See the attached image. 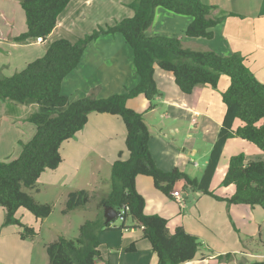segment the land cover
<instances>
[{
    "label": "trees",
    "instance_id": "trees-1",
    "mask_svg": "<svg viewBox=\"0 0 264 264\" xmlns=\"http://www.w3.org/2000/svg\"><path fill=\"white\" fill-rule=\"evenodd\" d=\"M71 0H21L26 30L14 37L15 42L28 39L44 41L54 30L58 16ZM132 18L123 19L112 26L98 27L91 34L71 43L56 40L45 54L27 64L10 77L0 76V100L25 104L32 100L47 104V108L31 114L27 121L34 125L32 139L22 145L19 157L11 162H0V206L4 209V225L23 228L20 239L34 238L37 232L24 226L17 219V212L24 209L36 220L50 216L52 206L39 204L25 192L33 190L40 176L54 171L61 164L60 149L80 132L92 113L117 116L126 130V160L118 159L111 166L109 193L101 199L100 218L84 222L76 238L58 236L45 245L48 264H95L100 256L99 234L103 231L125 230L127 220L141 229L159 264H185L198 254V238L177 227L168 232L167 220L158 215L144 213L145 201L136 191V178L152 179L154 188L166 197L176 183L184 181V189H190L228 205L258 206L264 210V161H246L243 154L229 159L221 185H233L235 192L228 198L215 196L209 185L216 171L222 149L229 139L246 141L264 153V84L258 82L234 54L222 57L215 52H198L184 49L181 38L165 36L148 37L146 31L152 25L155 10L161 8L179 16L191 18L184 36L190 39L211 40L212 29L222 24L227 15L212 17L215 7L203 5L199 0H134L128 5ZM119 34L132 50L133 65L139 82L124 94L106 99L87 95L69 102L62 94L64 79L80 63L88 44L104 35ZM155 68L170 73L179 91L190 95L196 87L216 89L221 76L229 79L228 88L221 94L225 115L217 140L210 152L207 165L200 179L191 178L173 168L169 172L157 168L149 151L150 134L143 115L128 108V100L142 95L148 101V110L155 107L159 92L154 80ZM235 121L240 125L233 129ZM263 121V123H262ZM90 202L85 191L68 195L63 214L85 208ZM112 207L119 213L121 227L105 223L103 208ZM264 247V242H263ZM135 250L134 244L127 252ZM229 261L230 255L218 257ZM249 264H264L255 261Z\"/></svg>",
    "mask_w": 264,
    "mask_h": 264
},
{
    "label": "crops",
    "instance_id": "crops-1",
    "mask_svg": "<svg viewBox=\"0 0 264 264\" xmlns=\"http://www.w3.org/2000/svg\"><path fill=\"white\" fill-rule=\"evenodd\" d=\"M133 1L71 0L58 16L56 27L44 41L28 39L15 42L14 37L26 30L24 13L20 6L21 0H0V76L10 77L22 71L27 64L41 58L51 43L56 40L66 39L75 43L78 39L85 37L84 35L91 34L98 27L112 26L123 19L132 18L134 12L128 5ZM199 1L203 5L215 7L212 17L218 18L221 15H227L222 24L212 29L211 40L186 38L184 32L191 23V18L175 15L161 8L155 10L154 20L146 31V35L148 37H179L182 47L193 51H212L222 57L236 54L243 58L244 65L255 79L264 84V0ZM132 60V50L121 35L101 36L88 44L77 68L64 79L62 94L69 102L86 96L90 87H99L97 97L100 99L115 93L124 94L126 90L136 86L139 82ZM154 80L159 92L155 101L158 100L160 104L168 105L169 113L177 123L169 130L173 134L179 133L181 122L187 121L190 124L187 133L189 138L202 137L203 140L206 139L204 142L209 151L207 160L202 162V171H204L208 155L217 140L225 115L221 94L229 86L228 77L221 76L216 89L199 86L190 95L182 94L175 85L172 75L158 68H155ZM79 86H85L86 90L81 91ZM126 105L143 115L144 123L150 134L149 151L154 158L151 150L154 136L145 118L148 116V112H153L156 109L157 105L149 111L148 101L142 95L128 100ZM41 108H47V104L41 105L35 102L17 104L8 100H0V162H11L19 157L21 144L29 142L35 134L34 125L27 119ZM161 125L164 127L163 123ZM239 125V121H235L233 129ZM159 133L160 135L163 133L166 138L163 129L160 128ZM160 135H155V137H158L157 140L163 143ZM125 138L126 130L117 116L106 114H90L88 116L86 126L70 141L64 143L60 149L61 152L62 148L67 146L65 150L69 154L80 153V158L75 159L69 156L67 162L75 169V177L80 178L77 181L80 185L84 184L88 190L74 188L77 190L68 192L65 201L70 193L82 190L87 192L90 201L94 198L93 193L96 194V191L93 189L99 188L102 168L111 171V166L116 160L128 158V153L124 150ZM194 145L184 153L196 156L197 149ZM164 153L169 154L168 162L173 163V168H178L193 178L192 170L196 164L191 158L182 157L173 149H166ZM239 154H243L246 161H264V153L252 144L239 139L227 140L209 185V190L215 196L228 198L234 194L235 187L233 185L224 187L221 182L227 170L228 158ZM90 156L92 160H90ZM179 161L182 165L180 168L177 166ZM85 165L86 168H82ZM59 168L44 172L38 182L43 181L51 187L67 182L61 177L63 173L54 177L59 172ZM80 172L83 178H81ZM216 174L223 175L218 183L214 182ZM109 176L106 171L105 188L101 189L102 192L100 190V195L98 194L97 207H99L101 199L109 193ZM201 176L196 179H200ZM139 177L144 176L136 178L135 186L136 191L145 201L144 213L158 215L166 219L170 234H173L177 227H182L186 233L198 238L200 242L198 254L193 261L185 264H249L255 261H264V210L260 207L228 205L210 196L184 189L182 180L178 181L174 187V190L180 191L182 196L183 203L179 204L171 196L168 198L158 192L153 183L141 179L139 181ZM69 179H71L70 182L74 181L72 177ZM189 192L194 200H190ZM173 203L178 204L179 210ZM85 209L87 207L77 210ZM20 210L17 215L25 217ZM2 213L4 215V210L0 207V223ZM95 214L94 219L100 218L97 216V212ZM125 228L122 231H103L120 234V242L119 246H115L113 251L108 252L106 260L100 252L95 264H126L125 260H127L128 254L133 255L132 264H159L149 243L142 238L141 229L136 228L129 220L126 221ZM1 233L0 230V263H7L9 258L7 260L2 258L6 253L2 247L17 246V241L14 237L11 240L9 234L2 237ZM30 244L33 245V242ZM131 244H134L135 250L127 252ZM30 253V255H34L32 252ZM226 254L231 256L229 261L218 258ZM39 256L44 264H48L44 251ZM121 258L124 260L121 261ZM31 263L30 260L26 262V264Z\"/></svg>",
    "mask_w": 264,
    "mask_h": 264
},
{
    "label": "rangeland",
    "instance_id": "rangeland-1",
    "mask_svg": "<svg viewBox=\"0 0 264 264\" xmlns=\"http://www.w3.org/2000/svg\"><path fill=\"white\" fill-rule=\"evenodd\" d=\"M84 36H86V35H84ZM79 88L81 91L86 90L85 86H79ZM131 89H129V90H131ZM98 91H99V87H90L87 95H93L94 98H98L97 97ZM127 91L128 90H126L125 92H127ZM79 93H81V92H79ZM113 95H118V94L115 93ZM113 95H110V96H113ZM98 99H100V98H98ZM104 99H106V98H104ZM28 103L32 104L33 101L28 100ZM154 104H155V106L157 105L156 109L153 112H148V116H146L145 120L149 124L150 129H152V134L154 136V139L151 143V150H152V152H153L152 154L154 156V158L153 157L152 158L155 161L156 166L161 171H164V172L171 171V169L173 168L172 167L173 163H170L171 161L168 162L169 154L164 153V150L173 149L174 151H177L179 155H182V157L189 158V159L191 158L193 160V163L196 164V167L192 170V175H193V178L194 177L199 178L201 176V174L203 173L202 162L204 160H207V154L209 151V148L206 146V143L204 142V141H206V139L203 140L202 137H200V138H198V137L189 138L187 133L190 129L189 128L190 124L187 121L181 122L182 123V125H180L181 131L179 133L173 134L169 130V128H171V127L173 128L175 125H177V123L173 120L171 113H169L170 112L169 106L166 104H160V102L158 100H156L154 102ZM92 114H95V113H92ZM118 119L122 123V120L120 118H118ZM161 123H163L164 127L161 125ZM122 126H123V123H122ZM160 128L163 129V132L165 133L166 138L164 137L163 133H162V135H160V133H159ZM155 135L156 136L160 135V137L163 139L164 142L163 141H162L163 143L159 142V140H157L158 137H155ZM22 145L23 144H21V150H22ZM192 145H194L195 148L197 149L196 156H190V155H187L184 153L185 151L188 152V148H190V146H192ZM66 147L67 146H64L60 152L61 159L64 161L61 162V164L58 166V168L60 167L59 172H57V174H55L54 177L63 173L61 175V177H63L67 182L59 183L58 186L55 185V186L51 187V186H48L47 184H45L43 181H41V182L36 183L35 189H33V190L25 189V192L28 193L31 197H33L35 202H37L39 204H49L52 206V213L50 214V216L44 220H41V221L36 220L33 216H31L24 209L20 210V211H21V213H24L25 217H21V215H17V219L20 220V222L24 226L34 229L37 232V235L32 239L31 238L20 239V235L24 234L23 228L18 227L16 225H4L5 213H4V215L2 213V218H1V223H0L1 224L0 230L2 232L1 236L4 237V236H6V234H9V236H11V240H13L12 238L14 237L15 240L17 241L16 242L17 246L11 245L9 247L5 246V248L2 247V249L6 251V253L3 252L4 257H2V258L6 259V260L8 258L9 259H8L7 263H0V264H24V263L26 264V262L29 260L32 261L31 264H44V262L42 260H40L39 255L42 254L43 251L45 252V244L53 242L58 236H64L68 239L76 238L78 235V229L84 222L94 220L96 212H97V216H101V209H99V207H97V203L99 201L98 200L99 195L102 192L101 189L104 190V188H105L104 181H105L106 171L108 172V176L111 173L110 169L106 170L104 167L102 168V171H101V182H99V184H98L99 188L93 189V191H96V194L93 193L94 198L86 206L87 209L76 210V211H73V212H71L69 214H65V215L63 214V210L65 209L64 201H65V198H66L68 192L77 190L74 188H78V189L79 188H85L86 189V187H84V184L80 185L79 181H77L80 178L77 179L75 177L76 176L75 175V169L73 168L72 165H70V163L67 162V158L69 156L72 158H75V159L80 158V153L69 154L68 151L65 150ZM206 147H207V149H206ZM124 150H125V152H127L126 148ZM91 156L93 157V155H91ZM91 156H90V160H92ZM231 157H233V156H231ZM231 157H229L228 159H230ZM163 158H165V159H163ZM180 162L181 161H179V163L177 165L179 168H180V166H182ZM169 164H171V165H169ZM82 168H86V165L82 166ZM79 174H80L81 178H83L82 173L80 172ZM222 176H221V174H219V175L216 174L214 177V182L218 183L219 179ZM67 177H68V179H66ZM71 177L74 179V181H72V182H70L71 179H69ZM138 179H139V181L141 179V180H145L147 182L149 181V182L153 183L152 179H150V178H144V177L140 178L139 177ZM109 181H110V176L108 179V188L110 186ZM86 190H88V189H86ZM100 190H101V192H100ZM189 194H190V200H194V198L192 197L190 192H189ZM175 204H176L177 210H179L178 204L177 203H175ZM111 225L113 227L120 228L121 227V220L116 219L113 223H111ZM99 240L102 243V245L100 246V252H101V254L104 255L103 258L106 260L107 255L109 254L108 252L113 251L115 246H119L120 234H118L116 232H111V233L102 232L99 234ZM32 242H33V245L30 244ZM21 243H24V244H21ZM30 252H32V254L34 253V255H30L31 254ZM132 257H133V255L128 254V258H127V260H125L126 264H132L131 263ZM123 260H124V258H121V261H123ZM133 264H135V263H133Z\"/></svg>",
    "mask_w": 264,
    "mask_h": 264
},
{
    "label": "water",
    "instance_id": "water-1",
    "mask_svg": "<svg viewBox=\"0 0 264 264\" xmlns=\"http://www.w3.org/2000/svg\"><path fill=\"white\" fill-rule=\"evenodd\" d=\"M119 213L115 211L112 207H104L103 208V217L105 219V223H111L113 220L118 218Z\"/></svg>",
    "mask_w": 264,
    "mask_h": 264
},
{
    "label": "built area",
    "instance_id": "built-area-1",
    "mask_svg": "<svg viewBox=\"0 0 264 264\" xmlns=\"http://www.w3.org/2000/svg\"><path fill=\"white\" fill-rule=\"evenodd\" d=\"M38 41H41L38 39ZM170 196L175 200L177 201L179 204L182 203V196L180 194V191H176V190H173L171 193H170ZM119 217V216H118Z\"/></svg>",
    "mask_w": 264,
    "mask_h": 264
}]
</instances>
